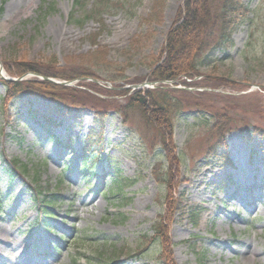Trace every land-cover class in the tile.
<instances>
[{"label": "rangeland", "instance_id": "374dc122", "mask_svg": "<svg viewBox=\"0 0 264 264\" xmlns=\"http://www.w3.org/2000/svg\"><path fill=\"white\" fill-rule=\"evenodd\" d=\"M120 1L124 9L108 7L76 26L68 21L73 0H0V72L20 77L7 67L26 63L58 77L83 70L98 76L96 83L89 76L82 83L72 81L84 89L68 87L72 108L61 114L41 97L23 94L2 101L0 83V231L10 232L25 253L49 264H167L159 232L166 235L168 223L167 251L174 264H264V0H243L246 13L238 17L229 47L204 52L196 76L167 83L154 80L152 71L163 59L166 32L184 0ZM155 2L159 5L151 13ZM32 70L21 75L28 76L25 81L34 80ZM134 86L140 90L131 91ZM146 89L158 104L172 99L171 133L155 127L146 103L130 104L133 92ZM104 108L102 156L87 181L77 170L83 159L79 142L97 125L96 109L103 113ZM45 117L55 124L48 126ZM217 117L262 130L252 139L239 131L226 134L234 170L219 171L216 160L207 157L218 138L208 123ZM41 125L50 127L60 143ZM163 134L170 137L171 152L169 142L162 144ZM177 163L174 210L168 208L164 179L165 170ZM116 169L117 178L129 183L119 185ZM231 173L235 182L222 186ZM59 178L63 181L57 184ZM38 192L44 200H59L49 204L47 227L36 224ZM184 208L198 209L195 227Z\"/></svg>", "mask_w": 264, "mask_h": 264}, {"label": "trees", "instance_id": "16d2710c", "mask_svg": "<svg viewBox=\"0 0 264 264\" xmlns=\"http://www.w3.org/2000/svg\"><path fill=\"white\" fill-rule=\"evenodd\" d=\"M158 5L159 3L156 2L153 4L151 13L152 11L154 12V8L156 9ZM108 7H118V9H124V5L120 0L114 2H111V0H73L68 21L73 25L82 26L89 20H95L96 16H101L102 13L107 11ZM99 8H102L103 10H100ZM78 13L79 15H77ZM151 13L148 15V20L146 19L147 21H150L151 16H153ZM245 13L246 7L243 5V0H184L178 9L174 25L166 32L165 42L160 50V54L163 55V59L159 63L158 67L152 71V73L155 74V79L172 80L178 76L181 77L182 75H185L188 78L196 76L198 74V63L201 55L211 49H224L229 47L231 43V33L233 28L236 26L237 19L239 16H245ZM7 68L8 72L15 76H21L26 71L33 69L32 72L34 73L60 78L62 80H73L86 76L98 78L94 72H88L86 70H83V72L72 71L67 75L58 77L54 71L38 72L40 70H37L33 66L26 63H17ZM91 84L93 86H97L94 83ZM4 86L6 91V97L4 100H6V98L14 99L21 94L27 93L28 95L42 96L51 99L55 101L56 104L61 105L65 111H68L71 106V102L67 94L68 89L70 88L67 87L56 86L40 80L4 82ZM70 90L73 91V89ZM152 93L153 92L150 91H145L142 94L135 93L130 98V104L138 102L141 105H144L146 103V109H144V107L143 109L147 110L146 115L149 114V117L154 115L151 122L155 125V127H157L161 133H171L172 124L170 122V114L172 115L173 113V101L171 98H168V102L163 103V100H161L158 104L155 97H148V95ZM166 93H164V95H166ZM91 97L92 101H97L93 96ZM147 98H149V102L147 101ZM104 109L103 113H101L99 109H96V129L90 130L83 138L82 149L85 151V157H83L81 161L79 172L82 177L87 178V181L89 178L93 177V169L97 161H99L102 156V133L104 119L102 117L106 114V108ZM112 109L116 108L113 107ZM98 115L100 117H97ZM46 119L48 122H51L50 119ZM217 120L218 121L215 123H213V121L212 123H208L209 125L211 124L208 131L217 133L218 138L215 139L217 144L214 145L207 157L215 158L217 163L221 166L230 163L228 152L226 151V134L231 131H239L243 135L249 136L250 139L258 137L262 134V130L254 126H239L240 122L237 120H231L224 117H217ZM42 128L50 134L51 139L58 142L57 138L52 134V131L48 129L47 126H43ZM162 137L163 146H165L168 142L170 144L171 140L169 136L163 134ZM64 147H66V145H64ZM169 149L171 152V144ZM11 163L15 167L16 161L13 160ZM21 166L23 168L22 173H24L26 171L24 170L26 165L21 164ZM178 166L179 165L177 163V166L174 168L166 169V178L164 179L166 190L168 191V208H174V210L177 209L179 204V200L176 197L174 199L172 195V193L175 194V190L178 185ZM115 175L117 177L118 170L115 171ZM117 179L120 180L121 183H119V185L121 184V186L129 183L130 181L129 179H122L119 177ZM60 182L61 179H59V183ZM44 198L45 195L38 192V196L34 201V206H36V208L44 214H47L49 213L48 203H51L52 199L44 200ZM1 200L2 199L0 198V201ZM181 210L182 209L180 208V211ZM183 210H185L187 217L191 219L193 225H196L198 209L184 208ZM181 214H183V211ZM166 217H170L169 210L167 211ZM47 220V217H45L44 222L46 223ZM167 225L168 223H165L166 235L163 232H159V237L166 247L165 255L167 256V264H174L169 247L167 251V246L169 245V241L167 239V237L169 238ZM159 226L160 224H158V227ZM158 230H164V226H160ZM199 264L203 263L200 262Z\"/></svg>", "mask_w": 264, "mask_h": 264}, {"label": "bare ground", "instance_id": "6f19581e", "mask_svg": "<svg viewBox=\"0 0 264 264\" xmlns=\"http://www.w3.org/2000/svg\"><path fill=\"white\" fill-rule=\"evenodd\" d=\"M255 187L257 186L254 185ZM223 213L225 217H228L225 212ZM0 245H3L0 247V261L4 262L6 260L11 264H49L47 260H39L34 258L31 253H25V248H22V244L10 232L3 229L0 231ZM220 246H223V244L220 243ZM220 250H223V248H220ZM11 252L13 253L10 255Z\"/></svg>", "mask_w": 264, "mask_h": 264}, {"label": "water", "instance_id": "95a60500", "mask_svg": "<svg viewBox=\"0 0 264 264\" xmlns=\"http://www.w3.org/2000/svg\"><path fill=\"white\" fill-rule=\"evenodd\" d=\"M3 79H6V80H16V79H11V78H4V77H3ZM44 80L49 81V82H53V83H55V84L69 85L68 82H58V81H55V80L50 79V78H47V77H44Z\"/></svg>", "mask_w": 264, "mask_h": 264}]
</instances>
